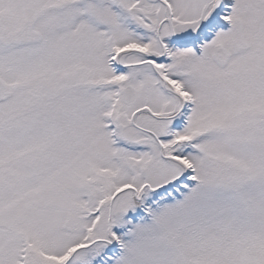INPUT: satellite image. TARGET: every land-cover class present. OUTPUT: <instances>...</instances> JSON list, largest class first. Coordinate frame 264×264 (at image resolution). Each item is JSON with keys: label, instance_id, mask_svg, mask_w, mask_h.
<instances>
[{"label": "snow or ice", "instance_id": "snow-or-ice-1", "mask_svg": "<svg viewBox=\"0 0 264 264\" xmlns=\"http://www.w3.org/2000/svg\"><path fill=\"white\" fill-rule=\"evenodd\" d=\"M0 264H264V0H0Z\"/></svg>", "mask_w": 264, "mask_h": 264}]
</instances>
